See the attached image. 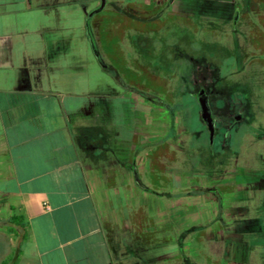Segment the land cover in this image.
<instances>
[{"label": "crops", "instance_id": "1", "mask_svg": "<svg viewBox=\"0 0 264 264\" xmlns=\"http://www.w3.org/2000/svg\"><path fill=\"white\" fill-rule=\"evenodd\" d=\"M81 9L76 0H0V221L24 225L22 242L5 230L15 243L8 264H170L183 240L166 213L158 217L162 206L151 217L133 210L123 223L105 207L108 194L133 199L142 185L132 165L95 175L110 147L108 107L93 109L87 54L57 22Z\"/></svg>", "mask_w": 264, "mask_h": 264}, {"label": "rangeland", "instance_id": "2", "mask_svg": "<svg viewBox=\"0 0 264 264\" xmlns=\"http://www.w3.org/2000/svg\"><path fill=\"white\" fill-rule=\"evenodd\" d=\"M122 1L124 0H106L110 9L107 8L101 14L96 13L91 18L88 17L87 10L81 9L66 16L67 18L60 17L57 20L62 26V35L67 36L72 44L76 43L79 52L87 54L93 109L100 110L101 101L108 107L109 116L106 118L104 131L108 136L107 139L110 140V147L105 169L104 164H100L95 175L99 177L103 170L110 169V175L113 176L123 171L126 166L130 169L129 165H132L137 173V183L142 185V189L137 190L141 198L136 196L132 199L129 195L108 194L110 204L104 203L105 207L108 211L111 209L116 212L118 220L123 223L126 218L130 219L133 210L138 211L136 212L138 215L151 217L154 207L162 206L159 207L158 217L160 218L163 212L166 213L167 220L174 223L175 241L183 240L179 250L176 246L173 248L174 258L172 257L170 264H236V262L246 264L249 256L255 257L256 251L260 250L264 253V247H258L259 237L248 234L249 228L253 226L252 223L242 219L234 224L226 221L225 225H221L222 222H217L221 216L213 209V204L216 200L223 203L233 200L244 204H260L264 198L258 191L253 193L248 190L250 187H263L262 144L264 143L258 142L253 148L246 146L248 139L264 138L262 133L264 113L260 109L264 106V8L259 3L251 7L248 13L240 12L233 28L232 19L223 22L210 15L207 10L205 12L203 6L207 2L204 4V0H141L144 4H148L149 9L147 7L146 13L143 11L140 16L138 13H132L137 18L126 15L124 18L118 14V9L128 11L134 10L135 7L136 0H131L127 8ZM260 1L264 2V0ZM166 2L170 3L169 6ZM97 4L98 0L94 2V6ZM88 5L91 4L88 3ZM166 10L188 12V19L183 24L181 21L184 20H178L180 25L188 27V35L181 44L189 45L190 50L195 53L203 49L216 51L221 64H224L222 75L228 81L243 86L251 84L256 109H254L251 125L242 126L235 138L233 150L241 152L237 166H234L233 158L228 157L226 169L214 170L198 162L196 147L200 142L194 136H183L182 130L187 132L186 127L200 128L205 132L203 139L206 135L205 126L199 118L198 107L192 97L183 99L186 103L184 112L173 116L170 112L161 114L159 109H151L149 112L146 108V106H152L149 103L143 102V107L137 104L138 94L145 95L136 91L134 65L138 64V52L134 46V33L140 30L143 37H150L153 29L150 18L155 15L166 17ZM161 11L163 13L159 14L158 12ZM213 14L217 16V13ZM84 15L86 22L89 18L92 38L96 42L100 57L107 64L105 67L96 61L95 51L90 43L91 38L87 41L82 36L79 25ZM139 17L141 23H134V19ZM173 26L174 24L169 22L162 27V30L158 29L159 33L166 32L165 40L176 33ZM87 30L88 28L86 29L88 34ZM156 57L157 52L152 58L142 60L139 65L144 71L147 82L153 79L150 62L153 61L156 64ZM173 69L174 65L169 69L162 68V71L170 73ZM159 71H161L160 68ZM169 78L166 77L167 80ZM176 85L175 82L174 86ZM152 90L153 92L150 93L152 97L161 100L163 96L159 87L154 86ZM243 90L246 89L243 87ZM101 95L103 100L100 98ZM167 104L168 107L173 106L171 102ZM173 117L175 120L171 127ZM243 144L247 148L239 147ZM134 153L135 157H133ZM130 154L135 164L128 162ZM247 169L249 171L246 173ZM242 176L245 177L242 178ZM222 178L226 180L225 186L218 189L217 194L214 192L206 194L205 190L219 186L218 181ZM129 184L131 187L134 186L132 178H129ZM97 188L100 190L99 183ZM259 208H261L260 205ZM258 209L247 212V207H244L243 216L249 215V218L254 219ZM224 215L228 219L231 217L229 212ZM0 229L3 230V232L0 230V264L3 261L8 264L11 252L15 249V243L5 232V228L0 227ZM142 229L145 233L147 227ZM165 232V226L158 227L159 237L165 235ZM252 237L258 248L254 252L249 246L253 244ZM142 246L145 247L144 244ZM183 253L185 259L179 262L177 259Z\"/></svg>", "mask_w": 264, "mask_h": 264}, {"label": "flooded vegetation", "instance_id": "3", "mask_svg": "<svg viewBox=\"0 0 264 264\" xmlns=\"http://www.w3.org/2000/svg\"><path fill=\"white\" fill-rule=\"evenodd\" d=\"M122 3H124L126 7L128 3H131V0H124ZM166 3V5L169 6L168 4L170 3ZM134 6V10L132 9L133 11L128 9V11L118 9V14L122 17L124 16V18L125 15L137 18L135 14L132 15V13H138L139 16L143 11L146 13L145 11L148 4H144L141 0H136ZM107 8L110 9L109 6ZM166 12L167 18L163 15L160 17L155 15L156 17L153 16L150 18L151 26H153L150 37H143L140 30H138L137 33H134V46L138 52V64L134 65V71H136V91H140L145 95L141 96L138 94L137 104L143 107V102L146 104L149 103L152 105L151 107L146 106L149 112L151 109H159L161 114H167L169 112L172 114L175 107V115H178V113L180 115L184 112L186 104L183 99H189L192 97L198 107L199 118L205 126L207 138L205 139L206 135L204 139L202 138L205 132L200 128L190 129L189 127H186V130H190L189 132L187 131L188 133L184 129L182 130L183 136H194L196 140L200 142L196 147L198 152V162L202 165L209 166L214 170L217 168L226 169L228 161L226 158L228 157L231 159L233 158L234 166H237L240 156L239 153L241 152L238 153V151L235 152L233 150L235 138L242 126L251 125V122L254 119V109H256L254 107V93L250 86L251 84L243 86L228 81L227 78L222 75L224 64H221V60L215 53L216 51H205L203 49L200 52L195 53L190 50L189 45L184 46V44H181L184 41V38L188 35V27L182 26L186 19H188V12L167 10ZM158 13L161 14L163 11ZM89 16L90 13L88 17ZM170 17L172 18L170 19ZM179 19L184 20L181 21V25L178 22ZM135 22L140 24V17L139 19H134V23ZM169 22L174 24L173 29H175L176 33L173 34V37L168 38L169 40H165L164 36L166 32L162 31L159 33L158 29L162 30V27L166 26ZM215 50H217V48H215ZM156 52L157 63L155 64L153 61L150 62V70L152 72L151 77L153 79L147 82L144 76V71L139 65L142 63V60L152 58ZM95 56L96 60L101 62L103 67L107 66L103 58H98L96 53ZM173 65V72L168 73L162 71V68L169 69V67L171 68ZM159 68L161 71H159ZM166 77H170L169 80H167ZM175 82L177 84L176 86H174ZM148 83L149 87H147ZM154 86L159 87L163 96L161 100L155 99L150 94L153 92L152 89ZM243 87L246 90H243ZM145 99H149L151 103L148 101L146 102ZM165 102H171L173 106L168 107V104ZM260 109L264 113V106ZM173 124L174 120L171 121V127H173ZM262 133L264 135V127L262 128ZM202 140H204V143ZM262 141L264 143V138L261 140L251 138L247 140L246 146L248 148H253L258 142ZM246 146L243 144L239 147L242 148ZM262 147V152H264V144H262ZM248 171L249 169H247L246 173ZM253 171L258 172L259 170ZM244 177L245 176H242V178ZM225 181V178L219 180L218 183L220 185L214 186L213 189H206V194L212 192L217 194L218 189H222V187L225 186ZM248 190L253 191V193L258 191V193L261 194V197L262 194L264 196V184L262 188L250 187ZM211 204L209 205L211 206ZM213 205V209H215V211L219 213V216H221V218L217 219V222H222L221 225H225L226 221L230 224H234L242 219H246L248 223H252L253 226L252 228H249L248 234L258 236V242H260L258 247H264V198L260 204H244L240 201L233 200L223 203L216 200ZM259 205L261 208L258 209ZM254 206L257 207L254 208ZM244 207H247V212H253L256 211L255 209H258V212H256L257 216L254 219L249 218V215H246L247 217L243 216L242 210ZM228 212L231 215L229 219L225 218L224 215ZM255 244L256 243L253 241V244L249 245L253 252L255 249H258ZM236 264L243 263L236 262ZM246 264H264V253L260 252V250L256 251L255 257L249 256Z\"/></svg>", "mask_w": 264, "mask_h": 264}, {"label": "trees", "instance_id": "4", "mask_svg": "<svg viewBox=\"0 0 264 264\" xmlns=\"http://www.w3.org/2000/svg\"><path fill=\"white\" fill-rule=\"evenodd\" d=\"M76 1L78 2V4H80V6H82L83 8H87L88 9V13H90L89 18L92 17L91 15H94L96 13H98V14L103 13L108 7V2H106V0H98V4L95 5V6H94V2L97 1V0H76ZM259 1L260 0H204L203 1L204 4H205V2H207V3L203 7H204L205 12L208 11V13L210 15H213V17H216L217 20H221L223 22H227V21H229V19L230 20L232 19V24H233L232 27L235 28L234 24L237 23V20L239 18V13L240 12L246 11L245 13H248V11H250L251 7H254L255 5H258L259 3H261V6H263V8H264V2L263 1L259 2ZM88 3L91 4V5L89 6ZM206 7L207 8L209 7V9H207ZM213 13H217V16L214 15ZM89 18H88V20L86 22L87 23L86 24V28H88V30H90V32H91ZM90 35H92V34L88 35L89 40H90ZM92 39H93V43H92V41L90 43H91L92 47H94L93 49H94L95 53L99 54L96 42H95L94 38H92ZM97 63L99 65H101V62L97 61ZM145 101L146 102L148 101V102L151 103V101L149 99H145ZM174 111H176L175 107H174ZM173 115H175L174 112L172 113V116ZM173 120H175V117H173ZM99 134H97L96 132L94 134V140L97 141V142H98V139L100 138ZM76 137L78 138V141L80 143L85 140V135L83 136L81 134V135L76 136ZM203 141L204 140H202V142ZM95 149H100V148H95ZM92 152L93 151L90 152V155L93 154V159H97V157L94 154V152L93 153ZM0 227L5 228V230L9 234L14 235L20 242L24 241V225L21 222V218L13 217V218H11V219H9L7 221H0ZM17 229H21V233H19L17 231Z\"/></svg>", "mask_w": 264, "mask_h": 264}, {"label": "water", "instance_id": "5", "mask_svg": "<svg viewBox=\"0 0 264 264\" xmlns=\"http://www.w3.org/2000/svg\"><path fill=\"white\" fill-rule=\"evenodd\" d=\"M88 34H91L90 30H88ZM90 38H91V41H92V43H93L92 35H90ZM97 57H98V58L100 57L99 54H97Z\"/></svg>", "mask_w": 264, "mask_h": 264}, {"label": "built area", "instance_id": "6", "mask_svg": "<svg viewBox=\"0 0 264 264\" xmlns=\"http://www.w3.org/2000/svg\"><path fill=\"white\" fill-rule=\"evenodd\" d=\"M46 209H48V206H46Z\"/></svg>", "mask_w": 264, "mask_h": 264}]
</instances>
